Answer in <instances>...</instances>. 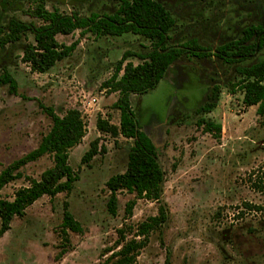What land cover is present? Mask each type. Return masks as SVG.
I'll list each match as a JSON object with an SVG mask.
<instances>
[{"label": "rangeland", "instance_id": "1", "mask_svg": "<svg viewBox=\"0 0 264 264\" xmlns=\"http://www.w3.org/2000/svg\"><path fill=\"white\" fill-rule=\"evenodd\" d=\"M157 1L175 18L169 34L175 46L197 39L204 48L215 49L239 37L247 26H264V0ZM38 2L80 16L110 15L119 5V0H0V28L10 19L39 24L27 12ZM56 39L64 45L80 43L71 57L44 74L32 72L21 60L26 45L34 43L31 34L0 48V75L7 71L17 82L15 94L0 86V173L38 147L53 125L49 109L63 115L77 108L86 133L70 150L69 163L79 180L69 194L43 196L23 218L13 220L0 237V264H102L121 248V229L125 242L130 241L138 225L158 216L161 207L167 219L151 232L134 264H264V192L254 187L264 171V116L257 114V107L244 105L241 91H232L239 79L236 67L262 60L264 49L239 64H227L215 54H188L170 66L156 88L131 96L136 119L157 146L165 177L160 200H137L130 215L126 205L135 196L119 193L114 217L107 208L106 182L125 172L133 140L96 127L98 118L119 126L114 104L120 95L103 84L124 53L146 54L152 45L134 34L98 39L77 31ZM127 62L142 63L136 57ZM214 89L215 109L197 115L200 106L212 101ZM85 98H96V105L84 109ZM200 118L220 124V138L198 126ZM96 140L99 153L83 164V155ZM53 164L50 155L28 163L21 169L23 176L6 185L0 196L12 200ZM65 203L84 233L62 235Z\"/></svg>", "mask_w": 264, "mask_h": 264}, {"label": "trees", "instance_id": "2", "mask_svg": "<svg viewBox=\"0 0 264 264\" xmlns=\"http://www.w3.org/2000/svg\"><path fill=\"white\" fill-rule=\"evenodd\" d=\"M27 12L30 17L38 20L39 24L10 19L6 26L0 28V48L16 44L23 36L31 34L34 43L26 45L21 60L32 72L47 73L57 63L73 55L80 42L60 44L56 39L58 35L68 36L80 31L81 35L89 33L99 39L105 36L134 34L149 40L152 45V49L146 54L124 53L113 76L103 84L104 88L120 95L114 104V108L120 112L119 126L110 125L109 121L98 118L96 127L104 134L133 140L125 172L112 176L106 182L110 194L107 208L114 217L117 216L119 193L125 191L135 196L134 200L126 205V215H130L137 200H160L165 177L158 162L157 146L136 119L131 106V96L145 94L156 88L170 66L188 54L192 53L198 58L215 54V57L227 64H239L264 49V26L260 24L245 27L239 37L215 49L204 48L197 39H191L179 46L172 45L169 34L176 21L171 11L157 0H119L117 10L110 15L91 13L89 16H80L76 12L67 14L59 9L49 10L43 2L36 3L34 8ZM131 57L140 59L142 63L135 66L132 62H127ZM121 72L123 73L120 76ZM236 73L239 79L232 85V91H241L244 105L257 107V114L264 116V58L247 66H237ZM3 85L9 87L10 93H16L17 82L7 71L0 75V86ZM212 95L211 102L196 110L197 115L209 114L215 109V100L218 99L216 89ZM49 112L53 125L43 136L38 147L12 162L0 173V194L6 185L23 176L21 169L28 163L50 155L54 164L42 173L39 180H32L28 187L16 191L12 200L0 196V237L11 229L16 217L23 218L26 210L40 198H55L61 193L69 194L75 182L79 180L78 174L69 163V153L81 143L86 133L81 112L77 108H71L63 115H57L51 109ZM197 124L204 126L206 132L220 138V124L204 118H200ZM98 143V140L91 143L90 149L81 159L83 164L89 163L99 153ZM101 151L105 152V148ZM254 187L264 192V171L258 173ZM68 208L65 203L62 235L67 236L68 231L84 233L83 226ZM166 219L165 211L161 207L159 215L140 223L135 237L126 242L124 231L121 229V248L102 264H134L140 251L149 242L151 232Z\"/></svg>", "mask_w": 264, "mask_h": 264}, {"label": "built area", "instance_id": "3", "mask_svg": "<svg viewBox=\"0 0 264 264\" xmlns=\"http://www.w3.org/2000/svg\"><path fill=\"white\" fill-rule=\"evenodd\" d=\"M96 103H97L96 98H85L82 100V104H83L84 109H89L91 106H95Z\"/></svg>", "mask_w": 264, "mask_h": 264}]
</instances>
